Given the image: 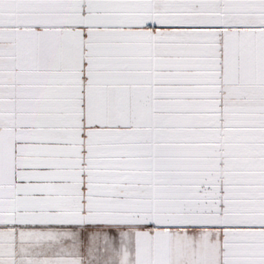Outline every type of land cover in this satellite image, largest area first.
Here are the masks:
<instances>
[{
    "label": "snow or ice",
    "instance_id": "1",
    "mask_svg": "<svg viewBox=\"0 0 264 264\" xmlns=\"http://www.w3.org/2000/svg\"><path fill=\"white\" fill-rule=\"evenodd\" d=\"M0 264H264V0H0Z\"/></svg>",
    "mask_w": 264,
    "mask_h": 264
}]
</instances>
